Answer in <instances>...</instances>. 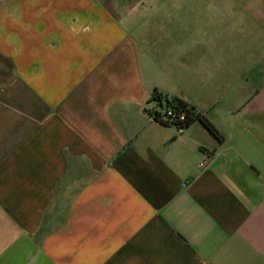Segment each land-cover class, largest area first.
<instances>
[{
  "label": "crops",
  "instance_id": "crops-1",
  "mask_svg": "<svg viewBox=\"0 0 264 264\" xmlns=\"http://www.w3.org/2000/svg\"><path fill=\"white\" fill-rule=\"evenodd\" d=\"M0 264H264V0H0Z\"/></svg>",
  "mask_w": 264,
  "mask_h": 264
},
{
  "label": "built area",
  "instance_id": "built-area-1",
  "mask_svg": "<svg viewBox=\"0 0 264 264\" xmlns=\"http://www.w3.org/2000/svg\"><path fill=\"white\" fill-rule=\"evenodd\" d=\"M167 100L172 101V97H164L162 102L155 99L153 95L148 101V111L150 114L160 122H165L173 125L178 133L184 132L185 121L187 120L186 111L182 108L175 107V104H167ZM207 163L206 159L200 162V166H205Z\"/></svg>",
  "mask_w": 264,
  "mask_h": 264
},
{
  "label": "trees",
  "instance_id": "trees-1",
  "mask_svg": "<svg viewBox=\"0 0 264 264\" xmlns=\"http://www.w3.org/2000/svg\"><path fill=\"white\" fill-rule=\"evenodd\" d=\"M153 97L155 99H158L160 102H162V99L164 97H167V95H164V94L158 92L157 90H155L154 93H153ZM172 103L175 104V107L182 108V109H184L186 111L187 120L185 121V123H182V124H185V128H187L190 125V123H192L194 120L199 119L206 125V127L212 133H214L218 138H221L220 133L214 127V125L206 118V116H204L203 114L198 113V111H196V109L193 106L189 105L184 100H182L180 98H176V97H172V101L167 100V104L168 105L172 104ZM162 123H164L166 125H171V124H168V123H165V122H162ZM171 126H173V125H171Z\"/></svg>",
  "mask_w": 264,
  "mask_h": 264
}]
</instances>
